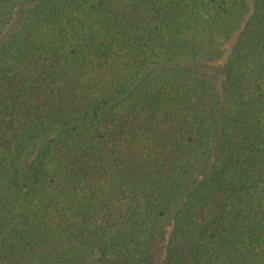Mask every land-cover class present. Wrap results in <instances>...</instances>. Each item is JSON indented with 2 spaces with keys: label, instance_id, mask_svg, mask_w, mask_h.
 <instances>
[{
  "label": "trees",
  "instance_id": "16d2710c",
  "mask_svg": "<svg viewBox=\"0 0 264 264\" xmlns=\"http://www.w3.org/2000/svg\"><path fill=\"white\" fill-rule=\"evenodd\" d=\"M0 264H264V0H0Z\"/></svg>",
  "mask_w": 264,
  "mask_h": 264
}]
</instances>
